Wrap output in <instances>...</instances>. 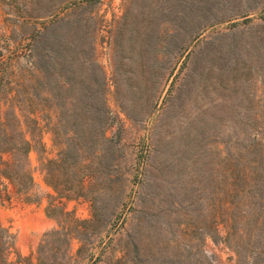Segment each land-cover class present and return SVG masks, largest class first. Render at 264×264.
Instances as JSON below:
<instances>
[{"label":"rangeland","instance_id":"obj_1","mask_svg":"<svg viewBox=\"0 0 264 264\" xmlns=\"http://www.w3.org/2000/svg\"><path fill=\"white\" fill-rule=\"evenodd\" d=\"M70 143L82 191L47 164ZM15 157L0 217L34 263L264 264V0H0L1 170ZM94 199L81 243L64 213ZM38 202L46 231L19 215Z\"/></svg>","mask_w":264,"mask_h":264},{"label":"trees","instance_id":"obj_2","mask_svg":"<svg viewBox=\"0 0 264 264\" xmlns=\"http://www.w3.org/2000/svg\"><path fill=\"white\" fill-rule=\"evenodd\" d=\"M86 107L88 109H94L91 105L87 104ZM74 138L76 139L77 145L83 144L84 141L80 137L78 132H75ZM100 143V155L97 158L101 169L108 170L110 166V161L106 159L109 156V153L112 152L113 148L110 141L105 138V133H101L98 137ZM20 145L22 147V154L27 159L29 152L32 149L31 140L21 139ZM18 159L15 157L13 162H5L4 168L1 170L0 168V176L6 179L10 184L13 185V177L10 175V171H13V168L16 167ZM84 157L80 153L79 147L73 148L67 146L64 150L58 153V156L54 160H48L47 164L49 166L55 167L57 171H59L65 179L60 180L59 185L64 189V191L68 192H75V191H82L84 188V178L86 176V171L88 166L84 165ZM79 171L78 173L76 172ZM23 174V179L25 180V184L27 187V191L33 186V178L29 170L25 169ZM78 174H80V177ZM76 177V178H75ZM25 190V191H26ZM17 192H20L18 188L16 189ZM60 200L65 199L71 200L68 196L58 195ZM97 200H93L92 205V219L90 220H83L79 221L73 219L69 213H64V216L68 218L71 224L75 226V237L81 242H84V232L91 227L97 225V223L102 219L99 214V207L96 204ZM54 233H58V230L53 231ZM61 240L65 239L67 235H59ZM60 240V239H59ZM43 245L40 244V247ZM10 255H13V259H10ZM0 264H44L43 260L39 257L37 258V262L34 263L30 256H22L15 247V234L12 232V226L10 221L3 220L0 217Z\"/></svg>","mask_w":264,"mask_h":264},{"label":"crops","instance_id":"obj_3","mask_svg":"<svg viewBox=\"0 0 264 264\" xmlns=\"http://www.w3.org/2000/svg\"><path fill=\"white\" fill-rule=\"evenodd\" d=\"M52 134V133H51ZM48 136V134L46 135ZM51 138V135H50ZM53 144L51 142V140L48 142L46 141L44 144V155L48 158H50L52 156L53 153ZM52 150V151H51ZM33 170L35 169L37 171V174H40L38 171V162H36L35 164H33L32 166ZM38 177L35 179L34 178V182H37V185H39L42 189H44L46 192H51L50 187L43 181V177L42 175H37ZM0 185L3 186V188L5 189L6 192H8V198L6 199V202L9 203L10 207H12L13 205H15L14 202V198L13 195L15 194V192L13 190H11V184L8 183V181L6 179H4L3 177L0 176ZM10 189V190H9ZM20 206V205H19ZM26 206V207H25ZM22 211L19 215H21L22 220H29V218H34L37 217L39 219V223H34L32 227H34V229H39L40 231H46L50 228H52L54 226V221L49 218L46 217L45 214V208L42 204L38 203H32V204H26L22 206ZM16 210V209H14ZM28 252L32 246L31 243H28L26 246H23L22 249H25ZM23 253V252H22Z\"/></svg>","mask_w":264,"mask_h":264}]
</instances>
